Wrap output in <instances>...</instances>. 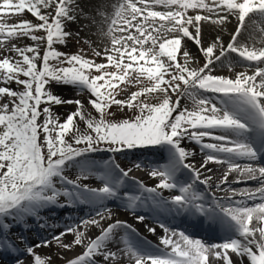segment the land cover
<instances>
[{
	"label": "snow or ice",
	"instance_id": "snow-or-ice-1",
	"mask_svg": "<svg viewBox=\"0 0 264 264\" xmlns=\"http://www.w3.org/2000/svg\"><path fill=\"white\" fill-rule=\"evenodd\" d=\"M93 7L95 15L84 13L77 0H0V259L25 264L31 257L30 264H51L35 248L56 242L62 250L85 249L66 264H244L245 259L264 264V166L250 163L264 158V46L247 42L257 31L264 34V0H98ZM25 11L38 22L8 23ZM78 11L91 21L82 30L94 27L91 34L107 42L92 48L93 58L83 49L70 54L56 47L73 37L66 25L77 21ZM231 19L237 25L226 45L220 35L202 43L205 24L223 30ZM75 37L80 42L79 33ZM102 55L106 63L96 61ZM245 64L244 71H234ZM224 68L228 75L217 74ZM57 85L78 96L87 93L98 118L81 99L54 94ZM70 104L76 109L63 120L53 111ZM113 106L133 114L112 120ZM186 142L204 156L199 166ZM151 147L166 153V160L134 167L149 168L154 187L130 177L133 169L125 170L115 156L92 157ZM210 164L227 166L218 183L209 175ZM69 169L77 171L75 179L66 175ZM185 170L187 181L179 178ZM232 173L237 178L229 181ZM92 178L102 186L82 182ZM241 178L260 186L232 187ZM129 180L139 194L121 192ZM163 190L178 194L165 197ZM109 200L122 201L140 223L147 217L137 215L138 209L151 211L157 221L160 215L187 214L219 225L225 235L208 243L158 223L164 235L151 245L127 221L112 220ZM81 205L90 213L78 222L69 218L51 240L31 245L26 237L17 243L8 235L15 226L26 231L28 218L54 229L58 224H48L41 210ZM144 226L155 234V227ZM91 227L100 231L95 238L86 236ZM68 234L74 240L64 243Z\"/></svg>",
	"mask_w": 264,
	"mask_h": 264
},
{
	"label": "bare ground",
	"instance_id": "bare-ground-1",
	"mask_svg": "<svg viewBox=\"0 0 264 264\" xmlns=\"http://www.w3.org/2000/svg\"><path fill=\"white\" fill-rule=\"evenodd\" d=\"M80 1V6L78 5V2ZM98 2V0H77V5L78 8L82 9L83 5L86 6H93ZM160 10V9H157ZM83 12H85L83 10ZM86 13L95 15V9L94 7L87 11ZM99 19V17H96ZM77 22L76 28L74 29L75 32L82 31L83 33H90L93 32L95 29L94 27H88L87 30L83 29L81 30V25L83 24H88L91 25L90 20L82 19L81 18V13L78 11L77 13ZM237 25V21L235 19H231L229 23H226L223 26V30H221L218 26L216 25H210V24H205L203 27V35H202V43H207L210 39L214 38L216 35H220L221 38L223 39L225 45L229 42L230 39V34L234 32L235 27ZM98 37V36H94ZM100 38V37H98ZM250 45L255 46V47H261L264 46V34L257 33L254 35L253 39L250 41H247ZM188 48L189 50L194 54L197 55L199 58V54L197 53L196 46L189 42L188 43ZM200 63H203V60H200ZM245 66H241L242 69H245ZM227 69V68H224ZM220 69V70H224ZM219 70V71H220ZM249 70V69H248ZM56 93H60V90L57 89ZM69 90H66V92H63L62 95H66ZM73 93H71L72 95ZM72 98V97H71ZM64 99H67L64 98ZM189 102L188 104H186ZM182 104H186L189 109H191L192 104L190 101H181ZM72 105V104H70ZM67 105H60L61 108H65ZM69 106V105H68ZM206 142H208L206 140ZM183 146L189 148V149H195L196 155L195 157L191 158L192 161L199 166V164L202 162L204 159V156L200 153L199 147L193 143H185ZM119 158H115L116 161L121 165V167L125 168L127 170L128 168H132V172L136 171L138 172L139 175H141L140 179L143 180V183L148 186V187H154L157 183V180L154 178H150L149 176V168L146 167H141V168H135L134 164L137 162H143L147 163L148 161L152 162H161L166 160V153L161 152L158 148L151 147V148H139V149H134V150H126L124 152H121L118 154ZM113 155L109 152H100V153H94L92 154V157L96 160H106L112 157ZM241 164L249 163L248 161L241 160L239 161ZM254 166H264V158H262L259 161H254L250 162ZM209 167L213 168V173H209V175H213V179L215 182H219V179L221 177V172L227 167L226 165H213L210 164ZM130 172V173H132ZM66 175L69 176L71 179H75L77 175V171L75 169H69L66 172ZM237 173H232L229 175V181H234L237 178ZM181 180L187 181L189 179L186 170L185 172H182L179 177ZM137 181V180H136ZM83 183H88L92 187H98L96 186L99 182V180H96L94 178L89 179L87 181H82ZM260 185L258 184L257 181L255 180H244L240 179L239 183H232V187L234 188H252L255 189L256 187H259ZM133 189H138L137 185L135 182L132 180H129L128 183L124 188L121 189V192L123 190H133ZM204 186H200V190H203ZM212 191H216L215 187L213 186ZM173 194H178L174 190L169 191V190H163V195L165 197H169ZM218 195H225L224 193H218ZM61 203L65 202L64 197L59 198ZM107 207L109 206H120L123 207L122 201H117V200H109L106 202ZM90 213V209L86 205H81L77 207H48L40 212L41 217H47V223L48 224H58V226L54 229H50L47 227H40L36 221L33 218H28L26 221L27 224V230L25 231L24 228L20 226H15L11 228L10 235L11 240L18 241V237H26L27 241L31 245H36L38 244L41 240L43 239H48L51 240L53 235H58L64 228L66 223L72 222L69 218H72L73 220H77V218L85 217ZM112 213V220L115 219H120L127 221L129 224H131L134 228L138 230L140 235L144 238H146L147 241L151 243V245H158L160 243V237L164 235L163 230L158 226V223H164L167 225L169 228H180L185 231L186 234L194 237V238H199L202 239L208 243H218L223 240L224 238V231L223 229L217 225V224H212L209 221H207L203 217H193L189 216L187 214L184 215H179V216H173V215H160L157 221L156 215L152 213L151 211L147 209H138L137 210V215H145L147 217L146 221L143 223L137 222L135 216L133 215L131 210H124L120 209L119 211H111ZM94 214V213H93ZM105 216L108 215L107 212L104 213ZM99 219V217H96ZM42 223L44 221H41ZM108 220L102 221V223L106 226ZM145 223L151 225L152 227L156 228L155 234L150 233L147 231L145 228ZM81 231L84 229L81 228ZM142 231V232H141ZM145 232V233H144ZM47 234L48 237H45ZM100 234L99 229L95 227H91L87 230L86 236L89 238H95ZM64 243H69L74 240V236L72 234H68L64 236L63 238ZM87 242V241H86ZM20 247L23 248L24 245L20 244ZM85 251L84 247L82 246H74L71 250H62L60 248L51 249V253L48 250L47 247L41 246L36 249V253L40 254L42 257H44L46 260L50 257L51 258V264H66V262L70 259H73L77 257L78 255L82 254ZM55 253V255H53ZM63 257L62 259L60 257ZM10 258H4L0 259V264H6V260ZM125 261L127 260V257H124ZM212 257H210V260ZM233 259L235 260L236 257L233 255ZM31 257H28L25 264H30ZM244 264H248L247 259L244 260Z\"/></svg>",
	"mask_w": 264,
	"mask_h": 264
},
{
	"label": "rangeland",
	"instance_id": "rangeland-1",
	"mask_svg": "<svg viewBox=\"0 0 264 264\" xmlns=\"http://www.w3.org/2000/svg\"><path fill=\"white\" fill-rule=\"evenodd\" d=\"M78 5L80 6V1L78 2ZM93 8V6H86L83 5L82 9L85 11L84 13H86L87 11L91 10ZM42 11H46V10H42ZM21 19H26V20H31L33 23H37L38 21L32 17V15L30 13H28L27 11H25L24 13L20 14L19 16H14L8 19V23H13V22H19ZM76 24H78V22H69L66 25V30L70 31L71 33H73V37L69 38L67 40L66 45H57L56 47L58 48V50L62 51V52H66V53H70V54H75L77 53L79 50L83 49V54H85L86 58H93L92 56V48L96 47L97 49L99 48H103L105 46V44L107 43L105 41V43H100V38L98 37H94L92 34L90 33H83L82 31L79 32H75L74 29L76 28ZM86 25V24H83ZM85 30H87V28H84ZM81 30H82V25H81ZM79 33V38H80V42H78L77 38L75 37V34ZM92 33V32H91ZM38 35H43V32L37 33ZM85 37H87V39H84ZM89 41H91V43H89ZM25 44H29L31 43V41L29 40H25L24 41ZM97 62H105L106 63V58L102 55L101 57L95 58ZM202 64V63H201ZM245 69H242L241 66H237L234 71L239 72V71H244ZM251 69L248 70L249 74H251ZM220 74L222 75H228V69H224ZM2 86V85H0ZM11 87L13 89H16L17 86L13 83L11 85ZM121 87H123V85H121ZM57 89L60 90V93H56ZM66 90H69L68 93L66 95H61L63 98L67 99H81L85 105L87 106V110L90 111L92 113L93 116H96L98 118V114L95 112L94 109L91 108L90 105H88V94L84 93L81 95H77V91L69 86H63V85H57L54 86L52 88V91L54 92V94H63V92H66ZM135 90V89H133ZM71 93H73L71 95ZM123 95V94H122ZM72 97V98H71ZM121 98V97H118ZM152 102H156L155 100H153ZM0 103H2V101H0ZM189 102H187L186 104H188ZM185 105V104H182ZM76 109V105L72 104V105H67L65 108H61L60 106H54L53 107V111L58 114L61 118V120H63L64 118H66V116L70 113L75 111ZM112 112L115 113L114 116L110 117V119L112 120H121L123 118H127L130 117L133 113L129 112L127 109H125L124 112H120L117 110L116 106H113L111 109ZM79 127L83 130L86 128V125L84 122H79ZM113 156H115L116 158H119L118 153H111ZM131 175H134V178H139L140 175H138L136 173V171L132 172ZM97 185H100V187L102 186L101 183H98ZM123 192H128L131 195H137L139 194V192L135 191V190H123ZM122 192V193H123ZM45 237H48L47 234L45 235ZM38 248V247H37ZM35 248V251L36 249ZM48 250L51 253V249H57L59 248L56 245V242H53L51 245L47 246ZM52 256V253H51Z\"/></svg>",
	"mask_w": 264,
	"mask_h": 264
}]
</instances>
